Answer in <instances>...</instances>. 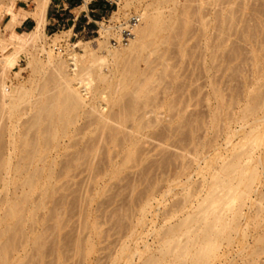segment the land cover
Masks as SVG:
<instances>
[{"label":"rangeland","instance_id":"obj_1","mask_svg":"<svg viewBox=\"0 0 264 264\" xmlns=\"http://www.w3.org/2000/svg\"><path fill=\"white\" fill-rule=\"evenodd\" d=\"M107 1L113 2L97 0L106 5L107 10L97 19L94 32L76 37L71 36L70 29L62 30L61 27L46 25L53 13L49 2L45 14L46 36L41 43L36 48L26 47L27 51L20 52L15 63L11 68L5 69V72L2 73L0 67V82L3 80L9 88L6 93L8 97L17 90H28L27 102H22L19 105L21 111L18 107L15 111L17 113L14 112L10 118L4 107H1V99L5 94L0 95V134H3L0 135V140L8 139L7 132L15 127L16 130L12 133L17 136L23 130V125H26L25 122L28 123L31 119V114L33 115L32 101L38 93L36 86L50 73V69L45 67L47 55L40 49L41 45L46 51L54 46L61 49L62 55L57 49L53 50L55 57L60 55L66 58L68 53L75 52L82 61L87 62L90 60L89 51L93 50L99 55L97 42L101 40L98 32L100 22L106 24L104 20L111 19L119 23L129 15H139L143 9L154 14L160 11L161 19L157 15L159 21L163 23L167 20L170 30L165 34L154 31L148 40L156 43L149 44L147 50L156 46L161 39L159 36L167 35L166 47L172 49L169 51L170 68L167 72H178L180 82H186L191 75L197 74L203 46L210 47L209 53L213 57L211 80L217 93L211 95L210 109L198 104L181 113L185 117L184 121H171L178 114L175 110V114L162 111L159 115L161 121L153 122L139 132L127 123L128 128H122L126 135L119 134V138L130 141L125 140L123 143L118 137V143H106L103 139L107 129L102 131L92 122L91 117L79 112L78 119L67 128L66 134L58 136V141L51 142L49 149L45 151L47 163L44 165L46 169L41 171L44 175L38 176L41 179L34 177L32 188L23 187L22 192L19 191L22 223L18 227V238L17 235L14 237L11 253L6 254L7 264H143L151 258L150 255L161 260L163 254L157 251L170 237L168 233H164L165 228L176 222L177 225L181 223L186 212L192 213L198 199L206 193L211 177L219 175V167L236 155H240L242 164L248 162L249 167L256 168L253 191L243 206L244 213L239 219L237 230L232 232L231 244L223 243L208 264H246L247 261L264 264V253L250 254L257 247V237L264 236V198H261V194H264V0H135L132 5L114 15L112 13L116 4L113 2L109 5ZM34 2L35 0H0V42L7 37L3 29L8 18L4 15V6L7 4L9 8L13 6L30 10ZM82 4L76 12L86 9L87 4ZM23 29L22 25L15 28L16 32ZM65 31H69L68 38L62 35ZM54 39L55 42L52 41ZM10 52L11 48L8 46L3 53ZM33 60L39 64H33ZM136 62L138 71L133 78L145 68L141 59ZM116 65V68L114 64L102 66L108 75V81L112 83L120 78V69L126 66L124 62ZM126 68L129 69L130 66ZM93 77L96 78V75L93 74ZM202 81L203 79L198 80L197 84ZM95 86L99 89L105 87L103 84ZM195 86L193 84L189 89L192 90ZM107 91L105 90L107 101H100L104 112L117 108L113 105L115 97ZM201 93H197V99L202 97ZM126 97L123 99L126 100ZM256 98L261 101V110L244 115L245 110H242L246 108L248 101ZM150 115L153 117L150 113L146 116ZM256 119L261 121L257 122ZM46 125L47 123L43 124L42 129ZM109 126L118 128L112 122H109ZM254 126L256 129H253ZM251 128L253 132H250ZM250 134L263 137L261 144L253 149L249 148L248 140L252 138ZM46 136L48 135L44 134L41 137L40 144L45 142ZM53 144L59 147L55 148ZM242 144L243 147L248 146L244 149L251 153L250 157L245 156ZM128 152H132L133 158L127 159ZM40 165L41 163L38 164ZM48 169L51 170L50 174ZM26 176L23 172L16 181L20 182ZM9 191L8 194L11 192ZM24 192H28L26 197L21 194ZM1 194L0 199L4 198L5 193ZM4 208L6 209V203L1 205L0 215L4 213ZM31 210L33 217L29 216ZM10 234L12 236L11 231ZM7 236L9 237V232L1 240L8 238ZM171 261L172 256L166 255L162 263L156 261L155 264H171Z\"/></svg>","mask_w":264,"mask_h":264},{"label":"bare ground","instance_id":"obj_2","mask_svg":"<svg viewBox=\"0 0 264 264\" xmlns=\"http://www.w3.org/2000/svg\"><path fill=\"white\" fill-rule=\"evenodd\" d=\"M88 1L89 0H83L84 6ZM112 1L116 4V8L112 13L114 15L119 10L132 5L135 0H123L122 4L121 0ZM49 2L50 0H35L34 6L28 12L30 17L35 21V25L28 31L23 42L15 43L9 40L7 37H4L3 41L0 42V67L2 68V73L5 69L10 68V62L14 58H16L20 52L24 50L27 51L25 49L26 47L36 48L37 45L40 44L42 39L46 36L44 32V25L45 14ZM4 11L5 14H8L10 16L13 15L7 4L4 6ZM141 11L142 12L137 15L140 18L139 24L134 28L133 36L126 45L113 46L111 44V39L115 38L116 32L112 31V29L106 24L100 22L98 32L101 40L99 39L100 41H96L98 43L99 55L94 53L93 50L89 51L88 55L90 56V60L87 62L82 61L75 52L68 53L66 58H62L60 55L55 57L53 55V50L57 49L58 53L61 54L63 53L61 49H58L53 45L54 47L52 49L48 48V50L46 51L41 45L40 49L47 55L45 67L50 69V73L43 78V82H40L41 84L36 86L35 90H37L38 93L36 92L37 94L35 95V97H37L34 101H32L33 103L31 102L33 105L32 110H34L33 115L31 114V119L29 118L30 120H28V123L25 119L26 125H23V130L19 131V134L17 136L12 133L13 130H16L15 127L12 128L13 130H10L11 132L9 131V133L6 131L8 134V139L0 140V194L5 193V199H0V207L2 204L6 203V209L4 208V213L2 212V215H0V264H7L6 254L11 253L10 249H12V245L14 244V237L17 235L18 238L19 236L17 234L20 232L18 230V227L20 226V222L22 219V214H20L22 200L20 201L19 199V191L22 192L23 187H26V189L29 187L32 188L31 182H33V178L38 177L40 174H43L41 173V171L43 172V170L46 169L44 165L47 163V161L45 163V157L47 155L44 153L49 149V144L53 141H58V136L60 137L66 134L67 128H70V126L73 125V123L78 119L77 117L79 115V112L82 111V113L86 114L87 117H91L92 122L100 127L101 130L107 129V133L104 134L106 135V140L103 139L104 141H106V143L116 141L118 143V141L121 140L119 138V134H121L122 136L126 135L124 134L125 131H122V128H128L127 123L131 124V128H134L136 132H139L147 125L152 124L153 122L155 123L161 121L159 115L162 111H171L172 114H175V110H177V116L171 119V121L180 122L184 121L185 118L181 113L185 112L189 107L202 104L204 107L209 108L211 95L217 93V88L214 86L211 80L213 57L211 53H209L210 47L208 45L203 46L201 64L198 68L197 74L195 76L191 75L186 82H180L181 77L178 72H167L170 68V66L168 65V61L170 60L169 51L172 50L171 48L169 50L166 47L168 43L167 35L159 36V38L161 39L157 41L156 46L152 49L147 50L149 44H153V42H155L148 40V38L153 34L154 31L159 32L160 34H165L168 30H170L167 20L166 22L162 21L163 23L159 21L161 19V16L159 14L162 15L160 11L155 12L153 10L155 14L148 10L145 11V9ZM126 14L127 13H124V15ZM157 15L160 16V19L157 18ZM160 23L162 24V26H160ZM12 25L13 21L10 20L9 23L4 26L3 29L6 35ZM62 35L68 38L69 31L63 32ZM111 36L113 38L110 39ZM52 41L55 42V39ZM8 45L12 46L11 52L4 54L3 52L6 50ZM145 51L146 53L143 55ZM137 59H141L142 62H144L145 68L137 74V77L133 78L132 76L138 71L136 65L138 63L136 62ZM118 62H124L126 66H124L125 68L120 69V78L112 83L111 81H108V75L105 74L103 70L104 68L102 66L106 64H114L116 68V64ZM33 64L38 65L39 62L34 61ZM127 66H130V68H126ZM110 72L112 71L110 70ZM2 73L1 76H4L2 75ZM93 74L96 75V78L93 77ZM170 74H172V76H170ZM167 78L170 79L166 80ZM200 79H203L202 83L197 84V81ZM95 84H103L105 87L99 89L96 88V86L94 87ZM193 84H196V86L192 89V91L189 88L192 87ZM8 90L9 88L5 86L4 81L2 80L0 82V95L3 94L4 96L5 94V98L1 96V107H4L3 109L6 111L8 117L10 118V116L16 110L20 109L19 105L22 104V102H24L23 104H25V100L27 102L26 97L28 95V90H17L15 94L10 95L9 97L6 95ZM105 90L110 91V95H112V97H115L113 102V105L117 106L115 110L112 109L106 112L103 111L104 106L100 101H107L106 98L108 96L106 97L107 94ZM197 93H201L202 97L200 99H197ZM125 96H127L126 100L123 99L125 98ZM28 102H30V100ZM249 102L250 101H248L247 106L245 105L246 108L242 110V112H244L245 110L244 115H251L261 110L262 104L260 103L261 101H259V99L257 100L256 98L253 99L250 103ZM23 112L25 113V111ZM148 113L152 114L153 117H151V115V118L147 117L146 115ZM262 118L264 120V116ZM263 120L262 122H264ZM21 122L22 124L24 123L23 121ZM109 122L117 124L118 128H111V126H109ZM45 123H47V125L42 129V125ZM254 128L256 129L255 126L253 127V129ZM32 129L34 130V132ZM253 129L251 128L250 132H253ZM99 131L97 129L98 133H100ZM43 133L47 134L48 136L44 138L45 142L43 144H40V139L44 135ZM97 136L99 135L97 134ZM116 137H118L119 140ZM261 137L262 136L259 134L252 136V138L248 140V143L250 144L249 148L253 149L254 147L259 146L262 142L261 139L263 138ZM123 138L125 139L127 137ZM125 140L128 141V139ZM123 141L121 140L120 142L123 143ZM56 144L59 145L58 142ZM56 144H53L54 147L56 146ZM121 144L119 143V145ZM245 147H243L244 151L248 148V146ZM121 148L122 147H120V149ZM243 150L241 152H243ZM81 153H78L79 156H81ZM250 154L251 153L248 150L245 151L246 157H250ZM130 158H133L132 152H128L127 154V159ZM39 163H41L40 166H38ZM219 168L221 173L219 175H213L211 177L206 193H204V196L202 195L203 197L201 199L199 198L200 200L198 199L194 210L192 209V213L186 214V212V215L184 214V220L182 218V221L180 218L182 222L178 223V225L177 222L174 224L177 225V227H174V225H170L168 228H165L166 232L164 231V233H168L170 237L168 239L166 238L167 240L164 241L160 249L157 251L158 253L161 252L163 254V258L161 260L154 259V256L152 258V255H150L151 258L145 260L143 264H155L156 261L162 263L166 255L172 256L171 264H208L209 260L214 258L215 253L219 250L223 243L225 245L231 244L233 240L232 232H235L237 230L239 226V219L244 213H242L243 206L248 201L247 199H249V194L253 191L256 168L249 167L248 162H244L242 164L240 162V155H236V157L229 161L227 160ZM48 170V173L50 174L51 170ZM23 172L26 173V178L21 180L20 182H17L16 180H19L21 178ZM203 179L204 178H202V180ZM9 189H11V192L9 191ZM8 191L10 192L9 194L7 193ZM27 193L24 192L21 194L26 197ZM22 195L21 197H23ZM1 196L3 195L1 194ZM261 198H264V194H261ZM186 199L188 202V198ZM187 202L183 203L186 204ZM32 215L34 214L31 210L29 212V216ZM28 228L30 227L28 226ZM10 231L12 233V236L10 234ZM7 232H9V237L7 236L8 238L1 240L2 236ZM36 236L34 238L35 240L33 239L34 242L36 241ZM33 241L32 244H34ZM255 242L257 244V247L255 246L256 249H254V251H252V253L250 254L253 255L264 253V236H261L259 238L257 237V240ZM246 264H252V262L247 261Z\"/></svg>","mask_w":264,"mask_h":264},{"label":"crops","instance_id":"obj_3","mask_svg":"<svg viewBox=\"0 0 264 264\" xmlns=\"http://www.w3.org/2000/svg\"><path fill=\"white\" fill-rule=\"evenodd\" d=\"M82 2L83 0H50L53 13L47 24L45 19V24L53 28L61 27L62 30L66 28L70 29L71 36L73 37L93 33L97 19L107 10L106 5L97 2V0H91L86 5V9L76 12ZM10 10L13 13L12 16L4 14L8 16L5 25H7L10 20L13 21V25L7 33V38L12 42L21 43L25 39L28 31L34 27L35 21L28 14L29 10L15 8L13 6L10 7ZM18 25L24 27L20 32H16L15 30ZM8 46L10 48L12 47L11 45ZM16 58L10 62V68L11 65L15 63Z\"/></svg>","mask_w":264,"mask_h":264},{"label":"built area","instance_id":"obj_4","mask_svg":"<svg viewBox=\"0 0 264 264\" xmlns=\"http://www.w3.org/2000/svg\"><path fill=\"white\" fill-rule=\"evenodd\" d=\"M109 5L113 2H109ZM104 20V18H102ZM140 18L136 14L130 15L127 19L122 22L115 23L111 19L104 20L107 26H109L112 31L116 32L114 39H111V44L113 46L126 45L128 41L133 36L134 28L139 24ZM97 26V25H96ZM97 33V31H95Z\"/></svg>","mask_w":264,"mask_h":264}]
</instances>
